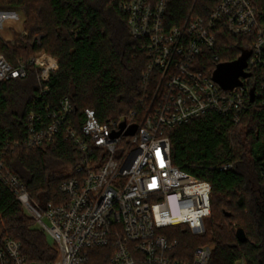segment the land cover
I'll use <instances>...</instances> for the list:
<instances>
[{
    "label": "built area",
    "instance_id": "built-area-1",
    "mask_svg": "<svg viewBox=\"0 0 264 264\" xmlns=\"http://www.w3.org/2000/svg\"><path fill=\"white\" fill-rule=\"evenodd\" d=\"M173 2L131 0L120 6L130 36L147 58L139 111L101 123L86 109L78 120L64 98L53 108L45 106V116H28L23 146L43 147L63 137L82 155L73 176L59 186L63 201L44 206L33 201L7 165L9 140L0 145V183L59 251L54 262L30 263L22 244L7 238L0 264H210L213 247L200 246L192 258H181L179 242L164 234L184 227L202 236L212 213L211 184L173 165L169 132L212 113L238 125L252 109L264 108V12L255 0H195L187 16L177 19ZM3 17L0 11V28ZM223 32L250 45L245 69L250 76L233 90L214 81L223 64L214 52ZM30 66L40 69L42 92H49L57 61L46 54L16 65L0 55V83L27 78ZM134 126L136 132L128 135ZM261 177L264 182V162Z\"/></svg>",
    "mask_w": 264,
    "mask_h": 264
},
{
    "label": "trees",
    "instance_id": "trees-1",
    "mask_svg": "<svg viewBox=\"0 0 264 264\" xmlns=\"http://www.w3.org/2000/svg\"><path fill=\"white\" fill-rule=\"evenodd\" d=\"M129 1L0 0V8L18 9L25 17L24 35L14 42L0 36V55L13 65L42 53L57 61L47 93L38 79L40 69L33 66L28 67L27 78L0 83V145L9 140L7 165L41 206L65 199L59 186L73 176L82 155L63 137L43 147L23 146L31 113L45 116V106L53 108L64 98L74 105L78 120L86 109H93L101 123L141 109L147 58L130 36L120 7ZM194 1L174 0V17L187 16ZM255 4L264 12V0ZM219 36L214 50L218 63L234 62L250 51L244 37L226 32ZM169 136L173 165L212 186L210 235L197 238L179 227L171 236L179 242L181 258H192L195 249L211 245L210 264H264V108L252 109L238 125L230 117L208 114L171 130ZM51 162L60 165L58 175L50 173ZM226 164L233 168L222 170ZM36 225L0 183V249L7 238H14L30 263L56 261L57 245L50 244ZM239 228L247 235L246 243L237 239Z\"/></svg>",
    "mask_w": 264,
    "mask_h": 264
},
{
    "label": "water",
    "instance_id": "water-1",
    "mask_svg": "<svg viewBox=\"0 0 264 264\" xmlns=\"http://www.w3.org/2000/svg\"><path fill=\"white\" fill-rule=\"evenodd\" d=\"M249 57L250 52L245 51L238 60L218 65L214 73V81L224 90H233L234 88L241 86V78L246 79L250 76L245 72ZM252 101H254L253 98ZM136 130L137 126H134L128 135H133ZM236 235L240 243H246L248 241L247 235L243 229L239 228Z\"/></svg>",
    "mask_w": 264,
    "mask_h": 264
},
{
    "label": "rangeland",
    "instance_id": "rangeland-1",
    "mask_svg": "<svg viewBox=\"0 0 264 264\" xmlns=\"http://www.w3.org/2000/svg\"><path fill=\"white\" fill-rule=\"evenodd\" d=\"M0 11H3V13H4V17H3L4 22H3V27L0 28V36L5 41L14 42L15 39H17L20 35H24V20H25L24 14H23V12H21L18 9L0 8ZM43 54L44 53H42V55ZM40 55L41 54L36 55V56H40ZM50 168H51L50 173L52 174V176L58 175V173L61 169L60 165H58L55 162L50 163ZM173 211H174V214H177V211L175 209ZM27 214L29 216H31L30 213L27 212ZM209 222H210L209 218L205 220L207 232L204 235H207V236L210 235V233H209ZM36 227L38 229H41L38 225H36ZM173 232H174V230H166L164 232V234H166L167 236H173ZM204 235L195 236V237L201 238V237H204ZM47 239H48V242L50 244H52V245L55 244L53 239L51 237H49L48 235H47ZM208 246H211V245H208ZM211 247H213V246H211Z\"/></svg>",
    "mask_w": 264,
    "mask_h": 264
}]
</instances>
